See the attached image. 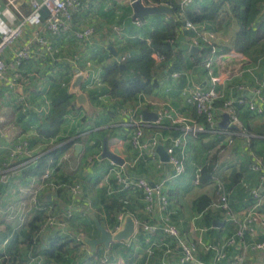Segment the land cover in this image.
<instances>
[{"label": "crops", "instance_id": "obj_1", "mask_svg": "<svg viewBox=\"0 0 264 264\" xmlns=\"http://www.w3.org/2000/svg\"><path fill=\"white\" fill-rule=\"evenodd\" d=\"M210 2L212 0H194L192 9L199 10ZM0 4L8 15L12 14L19 20L32 10L31 0H0ZM132 4L131 0H85L80 10L74 14L73 21L76 25L95 28V33L87 43L79 42L83 46H79L69 35L54 34L46 26H27L22 37L6 50L4 59L10 67L7 70V80L0 82V186L4 163L8 161L16 143L28 142L34 155L33 158L24 157L11 164V169L7 171L9 179L6 183L3 182L0 208L18 202L23 190L42 178L26 175V172L32 170L41 157L49 156L54 151L60 156L57 165L51 168L58 169L56 179L59 183H80L83 190L79 196H73L67 188L57 192L48 188L40 191L39 201L42 204L59 214L74 209V215L70 219L65 217V227L59 225L49 228L42 235H36L34 242L28 238L30 222L37 215H41L43 219L44 212H35L25 225L8 222L0 216V264H80L81 261L84 264H105L107 261L109 264H149L151 257L147 250L151 244L167 240L175 246V242L166 238L163 231L156 234L145 231L140 225L144 221L163 225L167 219L193 240L219 243L231 235L236 226L212 206L217 198L215 179L225 181L230 202L239 216H242L243 210L251 202V189L260 185L258 174L249 168V164L254 156L264 159V114L244 115V119L241 117L243 114H240L242 122L248 125V137L238 135V129L221 127L225 114L220 112L217 114L218 129L210 130L206 121L201 119L199 122L203 130L198 134H186L184 121L173 123L164 119L157 123L158 119H144L145 110L156 113L159 117L162 109L168 110L175 117L198 119L195 106L188 101L189 92L196 87L210 86L207 71L201 64V55L212 56L211 52L202 53V47H205L203 43L206 41L199 32L193 30L194 33H189L183 26L182 31L177 34V50L184 53L185 66L177 64L173 59L163 58L159 61L155 58V54L159 53L153 54L156 61L154 79L159 81V86L153 92L140 93L127 102L106 92L108 87L103 82L104 64L115 59L121 67H126L121 58L132 56L134 51L124 42L135 34L149 36L150 30L159 20L150 16L134 18ZM228 8V4L225 5L213 23L196 25L201 32L215 34L218 57H225L217 67L218 72L234 64L227 58L230 53L242 54L249 62V69L242 77L234 78L227 87L219 89L224 95L222 99L242 95L251 99L254 97V88L259 84L264 87V41L249 53L237 50L234 40L239 25ZM99 10L105 16L113 14L117 21L113 27L109 25L112 32H106L103 38L97 35L96 27L91 24L96 17L95 11ZM259 10L260 18L264 14V3L259 4ZM5 18L8 21V17ZM137 19L142 25L137 24ZM110 20L109 18L107 21ZM36 32L40 33L44 43L37 41ZM195 40L200 47L195 45ZM28 44L34 50L32 59L19 67H13L16 52ZM193 47H198L196 55L191 52ZM196 56L200 57L199 62L194 58ZM79 72L85 77L80 93H77L73 90V83ZM175 72H180L181 75L176 78ZM240 84L246 86L247 90L238 91L236 86ZM55 86L59 88V98L69 99L71 111L65 116L58 135L48 139L41 134L39 128L52 114L53 99L57 91ZM141 118L143 122L136 124ZM139 129L143 131V139L159 138V145L147 152H140L132 141ZM178 137L182 138V145L176 149L175 155L183 162L186 171L182 176L175 177V170L168 163L170 156L167 148ZM230 138L234 139L232 144L229 143ZM66 143L68 145L63 146ZM105 143L112 153L124 160L123 165L102 157ZM77 144L83 146L78 153ZM150 151L155 153L154 158ZM214 156L217 157L216 174L212 181L202 183V168ZM157 161L163 162V166L158 167ZM113 166H124V173L133 179L142 177L152 183L165 181V193L169 197L167 209H157L154 214H147L142 192L135 188L122 190L113 173L109 175ZM117 199L120 200V205L114 203ZM120 214L125 219L131 215L138 221L136 233L129 241L113 242L110 247L101 245L97 252L90 247V254L76 245L74 234L79 231H85L90 238L100 236L94 217L101 218V223L112 232L118 224ZM42 219L40 217L39 223ZM63 236L72 239L64 255L65 261L47 258L44 249L55 238ZM259 238L264 240V233H260ZM199 256L202 260H210L203 247ZM177 258L178 255L174 254L173 259ZM257 260L258 263L264 260V252L257 254ZM223 264H228V261Z\"/></svg>", "mask_w": 264, "mask_h": 264}, {"label": "built area", "instance_id": "obj_2", "mask_svg": "<svg viewBox=\"0 0 264 264\" xmlns=\"http://www.w3.org/2000/svg\"><path fill=\"white\" fill-rule=\"evenodd\" d=\"M83 0H31L32 10L31 13L19 20L16 16L7 14V11L0 4V82L7 80V70L10 65L5 61L4 54L6 50L15 44L17 40L24 34L27 26L40 28L46 26L54 34L65 33L73 30L74 14L80 9ZM137 0H131L134 3ZM145 5L144 0H141ZM194 0H180V5L183 10L192 5ZM167 5L161 3L159 6ZM46 9L48 16L45 18L42 11ZM5 17H8V21ZM137 24L142 25V22L137 19ZM186 29L195 30L199 35H203L205 41L211 46V54L201 55V64L207 71L209 76V84L207 88L196 87L189 92L188 101L194 105L198 114L205 118L210 130H217V114H228L230 124L237 125L239 134L247 135L240 116L237 105H241L251 112L257 114H264V87L259 84L254 88L253 98L246 95L226 98L222 106H217V101L222 99L224 95L220 92V88L227 87L228 84L236 77H242L243 73L248 70V60L239 53H230L227 58L233 61V65L218 72V65L225 59L224 56L218 57V47L215 45V34L212 32H201L199 27L191 21L185 24ZM95 33L91 26L83 27L75 31V35L79 39H90ZM35 38L37 41L44 43V39L40 33L36 32ZM195 45L199 46V42L195 40ZM200 47V46H199ZM205 47H202V53ZM34 53L31 44H28L18 50L13 60V67H19L24 61L29 60ZM128 56H123L121 62L126 61ZM155 58L159 61L163 60L164 56L155 54ZM82 72L77 73V76ZM180 72H175L174 77H179ZM100 80V79H98ZM238 91H246L247 87L243 84L237 85ZM164 119H169L173 123L184 121L185 133L198 134L203 130L202 125L196 119H185L175 117L168 110L162 109L159 111L157 123L162 122ZM136 121V124H141ZM143 131L139 129L133 136V144L140 152H147L151 148L159 145V138L143 139ZM250 142V139H248ZM234 142L230 138L229 143ZM182 145V138H174L172 144L167 148L169 154V164L175 170V177L182 176L186 171L185 165L175 155V151ZM34 150H32L26 141L16 143L10 152L9 159L4 163L1 180L6 183L9 179L8 170L11 169V164L21 158H33ZM152 158L155 153L150 151ZM157 166L162 167L163 162L157 161ZM249 168L258 174L260 185L251 189V202L243 210L242 216H239L233 209L229 199V192L222 179L216 178L214 181L217 190V198L212 203V206L221 212L225 218L235 224V231L219 243H206L202 239L193 240L192 237L184 235L177 226L169 223L166 219L163 225L150 223L147 221L141 222V227L151 234H156L163 231L166 238H171L175 242L172 246L167 240H163L157 244H151L147 253L149 257L154 256L155 251L159 250L162 253V264H223L228 261L229 264H264V260L258 263L257 254L264 252V240L260 239V233H264V159L261 157H253L250 161ZM57 168L47 171L40 180H36L31 185L23 190L22 197L18 202L8 204L5 208H0V216L8 222H17L19 225L28 224L32 219L35 212H44V219L41 223L39 236L42 235L47 229L59 227V225L66 226L65 217L71 218L74 215V209H69L64 214L55 213L51 207L42 204L39 201L40 191L48 188L52 192H57L59 189H69L73 196H79L82 193L83 187L80 183L67 184L66 182L59 183L56 179ZM124 166H113L109 171V175L113 176L117 183L121 185L122 190L135 188L142 192L143 198L146 202L145 212L147 214H154L157 209L164 211L169 204V197L165 193V181L152 183L146 178L137 177L130 178L124 173ZM125 216L120 214L118 216V224L112 233H117L123 227ZM138 221H136V224ZM66 233H68L66 231ZM87 234L85 231H79L74 234L75 243L80 249L90 254V245L86 242ZM204 249L205 253H212L210 260H202L199 256L200 250ZM235 250L234 252H230ZM174 254L178 255L177 260L173 259ZM105 264H109L108 261Z\"/></svg>", "mask_w": 264, "mask_h": 264}, {"label": "trees", "instance_id": "obj_3", "mask_svg": "<svg viewBox=\"0 0 264 264\" xmlns=\"http://www.w3.org/2000/svg\"><path fill=\"white\" fill-rule=\"evenodd\" d=\"M84 1L85 0L82 1L81 7ZM144 2L147 5L167 3L172 9L173 13L170 15L158 14L150 16L153 18L157 17L159 20L154 24L153 29L150 30L148 34L149 36L146 37L140 36L138 34H132V38L124 42V44L126 43L125 45H127L129 49L132 48L134 51L132 56H128L127 60L124 62L126 67L122 68L121 64L115 59L104 64L103 82L105 83L106 87H108L106 92L111 93L113 97L120 99L121 101L127 102L133 100L140 93L153 92L159 86V81L154 79L156 64V61L153 58L154 53L163 55L165 60L173 59L177 64L181 63L185 66L186 61L184 53L182 50L181 52L177 50L179 45L177 44L176 39L177 34L182 31L183 26L185 28L187 21H191L194 24L213 23L227 4L229 6L228 10L230 14L235 18L239 25V30L235 35L234 47L240 52L249 53L254 47L264 41V14H262L263 16L259 18L261 11L259 10V4H263L264 0H212V2L203 6L199 10L192 9L193 4L187 9L183 10L180 5V0H144ZM83 27L86 26L76 25L73 21L72 31L57 35H69L72 40L77 41L78 43L83 41L87 43L88 39H79L75 35V31ZM190 31L193 32V30H188L187 32L192 33ZM203 44H205L204 52L209 54V52L212 50L211 46L207 43ZM215 45L218 47L216 42ZM79 46H83V43H79ZM194 58L198 62L200 61L199 56ZM55 87L57 91L55 93L56 96L53 99L52 114L48 117L46 123L39 128L41 134H43L48 139L58 135L65 116H67L71 111V103L69 99L66 97L59 98V88L57 86ZM224 100L219 99L216 102L217 106H219V104L222 106ZM237 108L239 110V116L240 114H243L241 115L242 119H244L246 115L251 116L254 113L241 105H237ZM201 119L206 121L205 118L200 115L196 120L199 121ZM244 126L247 131H249L248 125L246 126L244 124ZM66 145L68 144L66 143L63 146ZM59 157V154L55 153V151L49 156L45 155L41 157L38 160L36 166L32 168V170H28L26 175H36L37 177H43L49 169L57 165V160ZM216 164L217 157L214 156V158L211 159V162L202 168L200 182L202 181V183H207L213 180V177L216 174ZM114 203L116 205H120V200L117 199V201ZM40 217L42 219L41 215H37L30 222L28 238L31 240V242H34L36 235L39 236L42 223H39ZM43 219L41 221H43ZM99 219L101 220V218ZM68 237L69 236L55 238L54 241L46 249H44L43 252L45 256L59 262L65 261L64 255L67 253V247L72 241V239H69ZM95 252H97V250ZM162 253L163 252L156 250L154 253L155 255L151 257L149 264H162ZM206 254H208L207 259L212 258V253ZM80 264H84V261H81Z\"/></svg>", "mask_w": 264, "mask_h": 264}, {"label": "water", "instance_id": "obj_4", "mask_svg": "<svg viewBox=\"0 0 264 264\" xmlns=\"http://www.w3.org/2000/svg\"><path fill=\"white\" fill-rule=\"evenodd\" d=\"M132 7L134 10V18H144L158 14L170 15L173 13L172 9L167 5L147 6L144 5L141 0L135 1L132 4ZM42 13L45 18L48 16V12L46 9H44ZM110 49L113 50V48ZM191 52L196 55L198 52V47H193L191 49ZM122 67H124V65H122ZM84 77L85 75H80L75 79L73 83V90L75 92L80 93V86ZM144 119L146 121H156L158 119V114L152 113L149 110H145ZM220 126L223 128L238 129L237 125L230 124V118L228 114H225V119L222 123H220ZM82 147V144L76 145L77 153L81 150ZM102 157L108 158L118 165L124 164V160L119 155L114 154L109 150L107 143H105L104 145ZM3 186L4 183L2 182L0 186V195L3 190ZM94 219L96 221L97 228L100 232V236L98 238H86V242L90 245L93 251H96L101 245H104L105 247H110L111 243L113 242L129 241L136 233V221L131 215H128L126 217L123 223V227L117 233H112L110 230H108L97 217H94ZM219 225L220 224H218V226Z\"/></svg>", "mask_w": 264, "mask_h": 264}, {"label": "rangeland", "instance_id": "obj_5", "mask_svg": "<svg viewBox=\"0 0 264 264\" xmlns=\"http://www.w3.org/2000/svg\"><path fill=\"white\" fill-rule=\"evenodd\" d=\"M95 13H96L95 20L92 21L91 24H93L96 27V33H97V35L98 36L101 35L102 37H100V38H103V37H105V33L106 32H109V33H110V31L112 32V28L111 27H113V25H115L117 23V21L115 20V17H114L113 14L108 15V16H105L104 13H103V11H101V10L95 11ZM91 17H93V16H91ZM109 18L111 20H113V21H111V20L110 21H107ZM109 25H112V26L109 27ZM113 38H114V35H113ZM118 40H121V39L118 38Z\"/></svg>", "mask_w": 264, "mask_h": 264}]
</instances>
